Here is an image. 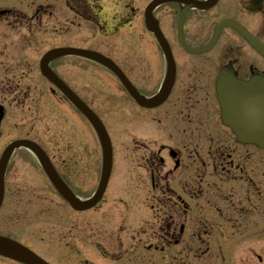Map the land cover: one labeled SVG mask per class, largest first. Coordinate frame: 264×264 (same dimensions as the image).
I'll list each match as a JSON object with an SVG mask.
<instances>
[{"label":"flooded vegetation","instance_id":"1","mask_svg":"<svg viewBox=\"0 0 264 264\" xmlns=\"http://www.w3.org/2000/svg\"><path fill=\"white\" fill-rule=\"evenodd\" d=\"M161 1L155 32V0H0V160L13 142L31 140L68 194L86 201L97 192L102 148L43 75L53 50L49 67L78 99L104 120L113 109L130 121L121 144L131 153L130 191L111 195L114 168L91 208L73 207L32 149H14L0 207L6 235L50 264H264V147L226 125L219 96L223 73L264 82V57L230 26L215 38L230 19L264 43V0L207 10ZM86 51L121 68L133 94ZM105 124L115 149L123 138Z\"/></svg>","mask_w":264,"mask_h":264},{"label":"water","instance_id":"2","mask_svg":"<svg viewBox=\"0 0 264 264\" xmlns=\"http://www.w3.org/2000/svg\"><path fill=\"white\" fill-rule=\"evenodd\" d=\"M215 2L217 0H209L207 2L192 1V5H188V7L197 6L198 8L205 9L215 4ZM224 25H227V22L221 24L220 27ZM236 29L264 56L263 44L256 38L249 36L241 25L240 28L236 26ZM43 73L52 81L55 80V76L49 68L43 67ZM227 79V77L222 78L219 89L224 108L225 122L234 130L240 139L255 142L264 147V82L256 80L254 82L244 83ZM125 83L131 92V87L126 81ZM83 111L96 130L103 150V180L98 194L92 200L94 202L102 197L108 183L113 165V149L111 139L101 120L92 112ZM5 170L6 166L4 161L0 174L2 181ZM74 204L77 205L76 203ZM0 254L27 264H48L22 245L2 236H0Z\"/></svg>","mask_w":264,"mask_h":264},{"label":"rangeland","instance_id":"3","mask_svg":"<svg viewBox=\"0 0 264 264\" xmlns=\"http://www.w3.org/2000/svg\"><path fill=\"white\" fill-rule=\"evenodd\" d=\"M225 2H228V0H223ZM125 59V57H124ZM92 89V93H94L93 88ZM98 92V91H96ZM96 93L93 94V96H95ZM97 97V100L100 101L101 99ZM106 115H104V117L106 118V121L109 124L110 129L112 130L113 133H115L114 135L117 136V138L119 139V137L123 138V140L121 141L119 139L117 146L115 148V166H114V174H113V178H112V184H111V188H110V193L112 196H115V194L118 193V195H120L121 193L124 192H129L130 191V187L131 184L127 183L126 180H128L129 178H127V176H129L130 174L128 173V170L130 169L131 166V153L129 151H126L124 149H122V145L125 144L127 141H129L128 138V134L131 131V127H130V121L129 118H127L126 120H124L123 124L121 123L119 116L117 117L114 113V110H110V109H106L105 110ZM92 133V138H95V134ZM124 134V135H123ZM95 141L92 140V143L98 144V140L94 139ZM121 142V143H120ZM122 144V145H121ZM15 166L18 165V161L15 160ZM28 168V167H27ZM14 171V170H13ZM112 198V197H111ZM112 199H108L106 201V204L111 203ZM145 205H140V208H144ZM4 211L0 214V234H4L6 235L7 233L10 232L9 228L6 227L3 223L4 222ZM86 258H89L91 260L96 261L97 263H99V259H98V255H86ZM0 264H18L15 263L11 260L5 259L0 257Z\"/></svg>","mask_w":264,"mask_h":264}]
</instances>
